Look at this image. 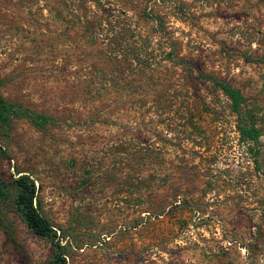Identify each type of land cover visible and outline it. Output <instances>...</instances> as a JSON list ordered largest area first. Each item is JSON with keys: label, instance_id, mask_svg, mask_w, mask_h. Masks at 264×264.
Segmentation results:
<instances>
[{"label": "rangeland", "instance_id": "obj_1", "mask_svg": "<svg viewBox=\"0 0 264 264\" xmlns=\"http://www.w3.org/2000/svg\"><path fill=\"white\" fill-rule=\"evenodd\" d=\"M0 95L48 118L14 117L0 173L34 180L67 264H264V0H0ZM52 247L0 210V264Z\"/></svg>", "mask_w": 264, "mask_h": 264}, {"label": "trees", "instance_id": "obj_2", "mask_svg": "<svg viewBox=\"0 0 264 264\" xmlns=\"http://www.w3.org/2000/svg\"><path fill=\"white\" fill-rule=\"evenodd\" d=\"M152 19L155 20L156 26L162 23V19L157 21L153 16L150 21ZM126 32L128 35L135 37L134 30L130 26H128V29L124 28L122 34L124 35ZM112 39H110V42L106 46L109 52L118 56L129 57V60L134 65L140 64L145 59L146 54H148V48L150 47V41L148 40H144L143 42L139 41L140 45L136 42L137 46L129 49L130 47L124 46L125 44H119L118 42L112 41ZM124 40L126 41V38ZM167 41L170 44L172 43L173 47L167 56L172 59L174 64L182 66L185 69L190 68L191 60L180 57L173 40L168 38ZM197 74L203 76L204 79L206 77L211 79L214 87L221 90L230 100L231 109L238 116L237 131L239 132L240 138L243 141L256 142L258 139V131L253 125L250 110L245 105L244 98L240 95L239 91L229 86L225 81L207 75L204 76L199 67H197ZM14 117H25L31 120L34 127L38 130H44V124L48 121L47 117L24 109L17 104L5 100L0 95V143L3 142L2 136H7V131ZM3 145L0 144V159L3 157L10 159ZM15 175L16 177L11 176L5 178L0 173V210H12L32 234L53 243L51 256L48 258L46 264H67L66 257L68 253L64 249V246L59 243L63 238L61 236L63 230L56 228L43 213L38 198V189L34 180L31 179L30 175L18 170H15Z\"/></svg>", "mask_w": 264, "mask_h": 264}]
</instances>
